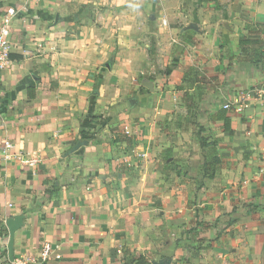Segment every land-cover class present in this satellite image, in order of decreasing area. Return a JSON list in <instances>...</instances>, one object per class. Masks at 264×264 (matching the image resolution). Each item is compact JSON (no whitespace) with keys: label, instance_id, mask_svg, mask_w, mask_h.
Listing matches in <instances>:
<instances>
[{"label":"crops","instance_id":"crops-1","mask_svg":"<svg viewBox=\"0 0 264 264\" xmlns=\"http://www.w3.org/2000/svg\"><path fill=\"white\" fill-rule=\"evenodd\" d=\"M77 5L90 11L77 17ZM8 9L0 264L10 244L28 264H264V101L223 107L264 85L256 44H240L261 36L246 26L264 22V0H0ZM193 69L209 81L185 79ZM178 85L199 105L212 156L175 109ZM131 87L138 103L123 109Z\"/></svg>","mask_w":264,"mask_h":264},{"label":"rangeland","instance_id":"rangeland-1","mask_svg":"<svg viewBox=\"0 0 264 264\" xmlns=\"http://www.w3.org/2000/svg\"><path fill=\"white\" fill-rule=\"evenodd\" d=\"M73 8H74V6H73ZM85 10L86 9L83 8V6L77 5L76 8L73 10V14H76L77 17H79V16H82L84 13H88L90 11V9L89 10L87 9V12H84ZM246 27L248 28L249 31L256 30V31L260 32V34H261V36H259L258 39H256V40H259L262 44L258 43L256 45L249 47L250 48L249 52L251 51V53H253L254 56L251 59L255 60V62H256L255 64L258 63L261 67H264V38H262V35L264 34V22L262 23L260 21H257L256 23L247 24ZM247 54H248V52L246 53L245 57H249V56H247ZM133 77H136V78L139 77L138 79H140L141 82H143L144 80L149 81V82L154 80V77L150 76V74H147L145 77L143 75L138 76L137 74H135V71L130 72L129 78L133 80ZM141 86H142L141 89H147L144 85H141ZM126 89L128 90V88H126ZM129 90L131 91L129 98H131V99L133 98L136 101L134 102L135 104H131V102H129V99H128V101H126L123 104V106H122L123 109L124 108H126V109L131 108L132 105L134 106L138 103V95H136V93H137L136 89L131 87V88H129ZM177 90H180L181 102H179V100L177 101L174 98H172L173 101H175V106H177V104H178V106L180 105L179 107H175V109H178L179 111L185 112V110L187 109L186 101H185V93L186 92L190 93L191 89H186L185 86H182V85L181 86L180 85L175 86V88H173V90L171 91L172 97L174 95L173 92L177 91ZM183 96H184V98H183ZM190 101H191L192 106H193L192 110L190 112V116L192 118L190 120V123L193 125L191 130H190L192 133L191 136L193 135V137L197 140L198 143L200 142L201 145H203V144L208 145L210 154L213 155V152H214L213 148H215L216 142L209 140V137L206 135L207 128L204 126L203 123L198 122V120H197V113H198V108H199L197 101L194 98H192V100H190ZM181 105L184 106L185 108L182 107ZM192 141H194V140L192 139Z\"/></svg>","mask_w":264,"mask_h":264},{"label":"built area","instance_id":"built-area-1","mask_svg":"<svg viewBox=\"0 0 264 264\" xmlns=\"http://www.w3.org/2000/svg\"><path fill=\"white\" fill-rule=\"evenodd\" d=\"M18 11L15 9L5 10L0 15V74L10 65L11 54L15 52L16 45L12 41V24L14 19L17 17ZM39 47L42 44L38 45ZM24 54L28 55V51H24ZM258 97L264 101V85L255 86L244 91L243 99L236 100L235 102H228L224 104V109H234L236 112H242L247 105V101L253 97ZM13 144L10 140H5L1 147V154L5 158L11 156V150ZM37 162L36 159L30 161L31 165ZM9 264H28L25 259H15Z\"/></svg>","mask_w":264,"mask_h":264},{"label":"trees","instance_id":"trees-1","mask_svg":"<svg viewBox=\"0 0 264 264\" xmlns=\"http://www.w3.org/2000/svg\"><path fill=\"white\" fill-rule=\"evenodd\" d=\"M258 43L262 44L259 40H255V39L253 40L252 38H243V39L240 40V44L241 45H245V46H248L250 44H258ZM246 52H247V50L243 48L242 51H241V53H242L241 57L243 56L241 58V60L250 59L249 57H245ZM251 54H247V56L248 55L251 56ZM251 61L256 63L255 60H251ZM200 75H201V72H199L198 70L193 69L189 73L185 74V79H187V80L195 79V81H201V82H205V83H207L209 81V78H207L204 75L203 76H200ZM185 95L187 97V105H186V107H187L188 112L190 113L191 110H192V107H193L192 103H190V100H192L193 97L188 92H186ZM225 121H227V119H225ZM201 146H204V144L201 145ZM214 153L215 152H213V154ZM207 160H208V158H207ZM4 234H7V230L4 229V228H0V236L4 235ZM125 264H149V262H148V259L146 257H144L142 255H135V256L132 257V259L130 261L126 262Z\"/></svg>","mask_w":264,"mask_h":264},{"label":"water","instance_id":"water-1","mask_svg":"<svg viewBox=\"0 0 264 264\" xmlns=\"http://www.w3.org/2000/svg\"><path fill=\"white\" fill-rule=\"evenodd\" d=\"M22 222H23V218L21 216L7 220L6 224L9 228L10 233L13 234L14 231L22 224ZM9 256L11 261H13L14 253H13L12 244L9 245Z\"/></svg>","mask_w":264,"mask_h":264}]
</instances>
